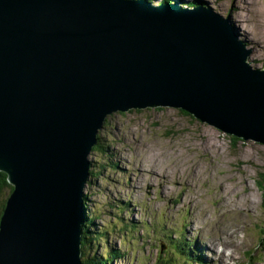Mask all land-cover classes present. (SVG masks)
I'll return each instance as SVG.
<instances>
[{
	"label": "water",
	"instance_id": "1",
	"mask_svg": "<svg viewBox=\"0 0 264 264\" xmlns=\"http://www.w3.org/2000/svg\"><path fill=\"white\" fill-rule=\"evenodd\" d=\"M0 0V264H83L89 155L110 114L165 108L264 146V69L208 8Z\"/></svg>",
	"mask_w": 264,
	"mask_h": 264
},
{
	"label": "rangeland",
	"instance_id": "2",
	"mask_svg": "<svg viewBox=\"0 0 264 264\" xmlns=\"http://www.w3.org/2000/svg\"><path fill=\"white\" fill-rule=\"evenodd\" d=\"M173 2H194L223 19L248 52L247 62L264 69V0ZM98 137L101 150L89 155L94 177L83 190L85 227L86 237L104 231L107 237L92 242L86 257H100L107 244L122 254L110 264H264L256 186L263 145H232L229 135L165 108L114 113ZM182 242L201 260L172 248Z\"/></svg>",
	"mask_w": 264,
	"mask_h": 264
},
{
	"label": "trees",
	"instance_id": "3",
	"mask_svg": "<svg viewBox=\"0 0 264 264\" xmlns=\"http://www.w3.org/2000/svg\"><path fill=\"white\" fill-rule=\"evenodd\" d=\"M130 1H132V0H130ZM144 1L150 3L151 1H154V0H144ZM163 4H177V3H174L173 0H161L159 2V5H156V6H160V5H163ZM193 7H195L194 6V2L193 3H188L187 6H185L183 9H191L192 10ZM118 113L120 115H123L126 112H118ZM180 113H182L185 116H190L188 113H186V112H184L182 110H180ZM112 115H114V113L110 114L109 116H107L105 122H107L108 119ZM105 122H104V124H105ZM104 124H103V128H104ZM99 132H98V134H99ZM229 138H230V141H231L232 145H235L237 142L242 141V140L236 138L235 136H229ZM97 139H98L97 143L93 147L92 152H96L98 149L101 150L100 149L101 147L99 146V142H98L99 141L98 135H97ZM90 166L92 167V162L91 161H90ZM90 177H94L93 170H89V180L87 182L88 184L92 182ZM256 186H257L258 190L261 192V207L264 210V172L258 174V179L256 181ZM12 191H13V186H11V184L8 182L7 175L4 172L0 171V219L2 217L3 211L5 210L7 200L10 197ZM86 200H87V197L84 195L83 196V201L86 202ZM84 204H85V208L84 209L88 208L87 202L84 203ZM118 209H122V208L119 207ZM85 212H86V210H85ZM86 221H87L86 214L85 215L83 214V220H82L83 227H81V244H80L81 262L83 264H110L113 260L120 259L122 254H120V252H118V250H110L107 244L105 245V248H107L106 251L101 253L100 257L94 256V255L86 257V252L87 253L88 252L91 253V251H92V249H93V247L95 245V243H92V242H95V241L101 242V241H103V238L107 237V231L98 232L99 233L98 235L90 233V234H87V237H86V227H85L86 226L85 225ZM92 221H93V219H91V222H90V220L88 221L90 223V225L92 224ZM124 226L127 227L126 225H124ZM259 243H260L259 246L264 245V233H262V237H260ZM185 246L188 249H190V245H185L184 242L179 243V245L173 244L172 248L175 251H177L179 254L185 255V257L191 262L195 261V260H197V261L201 260L202 257L201 256H196V255L194 256L193 254H195V253L193 251H190V252L186 251L185 250L186 248L184 249ZM191 253H193V254H191ZM251 255H252L251 252H247V256H248L249 259L252 258Z\"/></svg>",
	"mask_w": 264,
	"mask_h": 264
},
{
	"label": "bare ground",
	"instance_id": "4",
	"mask_svg": "<svg viewBox=\"0 0 264 264\" xmlns=\"http://www.w3.org/2000/svg\"><path fill=\"white\" fill-rule=\"evenodd\" d=\"M91 167V166H90ZM88 179H89V177H88Z\"/></svg>",
	"mask_w": 264,
	"mask_h": 264
}]
</instances>
